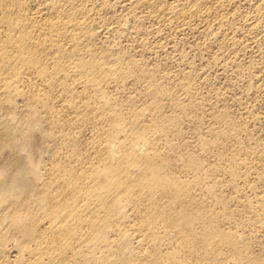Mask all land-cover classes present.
Segmentation results:
<instances>
[{
    "label": "bare ground",
    "instance_id": "obj_1",
    "mask_svg": "<svg viewBox=\"0 0 264 264\" xmlns=\"http://www.w3.org/2000/svg\"><path fill=\"white\" fill-rule=\"evenodd\" d=\"M0 264H264V0H0Z\"/></svg>",
    "mask_w": 264,
    "mask_h": 264
}]
</instances>
